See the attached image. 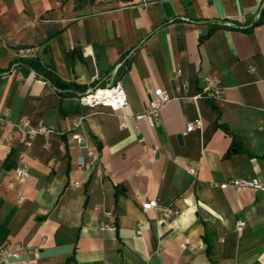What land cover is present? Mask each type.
Masks as SVG:
<instances>
[{
  "label": "crops",
  "instance_id": "crops-1",
  "mask_svg": "<svg viewBox=\"0 0 264 264\" xmlns=\"http://www.w3.org/2000/svg\"><path fill=\"white\" fill-rule=\"evenodd\" d=\"M263 9L264 0H0V247L31 264H264V192L208 185L264 183ZM223 23L231 29L211 30ZM36 56L86 92L120 83L132 117L154 90L175 93L177 70L191 96L216 76L222 99L172 100L156 128L131 117L120 130L108 108L59 101L21 71L16 60ZM197 118L201 128L184 135ZM23 121L52 132L27 144L13 128ZM21 163L26 180L14 174ZM150 200L176 208L179 228L144 212Z\"/></svg>",
  "mask_w": 264,
  "mask_h": 264
},
{
  "label": "built area",
  "instance_id": "built-area-1",
  "mask_svg": "<svg viewBox=\"0 0 264 264\" xmlns=\"http://www.w3.org/2000/svg\"><path fill=\"white\" fill-rule=\"evenodd\" d=\"M35 52L38 49H34ZM176 79L178 83L175 86V93H170L167 90L156 89L150 95L145 112L135 116H130L126 112L127 98L125 90L120 83L115 84L112 87H97L93 90L87 91L81 96H79L78 101L81 105L90 108L94 107H104L108 108L111 113L115 114L119 119V129H127V121L132 117L135 121L145 120L149 127L156 128L158 125L159 115L162 109L172 100H178L183 103L195 104L198 100L204 99L209 101H217L222 99V91L220 87V81L216 76H206L203 78L204 88L194 95H189L190 83L182 79L181 70L176 71ZM84 117H78L74 123L73 128H80L83 125ZM3 121L0 119V126L3 125ZM201 120L197 118L193 122L187 124L184 135L189 134L195 130L201 128ZM13 128L21 132L27 138V144L30 140L38 134H48L52 130L44 126H39L37 128L32 127L28 121H23L18 124H14ZM72 140L76 141L77 144L84 145V138L79 134H73ZM90 156H97L96 152H89ZM80 166L86 167L83 161L79 162ZM188 174L195 175L196 170L194 168H189L187 170ZM14 174L16 178L20 180H26L30 177L28 166L24 163L19 164L14 169ZM209 187L212 189L226 190L232 189L236 192H241L244 190H253L255 192H264V183L257 179H231L227 182L220 184L210 182ZM75 188L82 186L80 181L73 182ZM23 198H19V202H22ZM144 212L149 210H160L165 221H169L170 226L173 229H178L180 222L178 217L180 212L172 207H160L156 200H150L141 206ZM164 220L162 222H164ZM244 223H238L236 231L241 232L243 230ZM101 230L115 231V226L106 225L101 228ZM184 248V246L182 245ZM0 264H31V262L23 255L19 248L9 249L7 247H0Z\"/></svg>",
  "mask_w": 264,
  "mask_h": 264
},
{
  "label": "trees",
  "instance_id": "trees-1",
  "mask_svg": "<svg viewBox=\"0 0 264 264\" xmlns=\"http://www.w3.org/2000/svg\"><path fill=\"white\" fill-rule=\"evenodd\" d=\"M264 12V9L262 11V13ZM220 28H229L230 27L227 26L226 23H223L221 25H216L214 27L211 28V30H215V29H220ZM46 49L44 48L42 50V52H45ZM47 52V51H46ZM79 54L78 50H73L70 53H65V57L67 58V60H71V58L73 57V55ZM96 57V61L99 62L100 64V60H101V56L96 53L95 55ZM17 65L19 66V68L21 69V71H23L24 73H29V72H33L36 73L37 75L41 76V78L48 82L57 92V95L59 97V101H62L66 98H79V96H81L82 94H84L86 92V87L84 86H80L77 85L75 83H71V82H65L63 80H61L56 72L54 67L50 64L48 65H43L42 61H41V56H36L33 58H28V59H18L16 60ZM123 74L122 69L120 68L117 71V74L115 76V78H120ZM116 83L114 82V85ZM113 85V86H114ZM225 133L228 134L231 138H232V144H231V153L235 152L234 148L236 147V142L234 140V135L227 129L225 128ZM99 148V147H98Z\"/></svg>",
  "mask_w": 264,
  "mask_h": 264
},
{
  "label": "water",
  "instance_id": "water-1",
  "mask_svg": "<svg viewBox=\"0 0 264 264\" xmlns=\"http://www.w3.org/2000/svg\"><path fill=\"white\" fill-rule=\"evenodd\" d=\"M207 34V32H204L203 35L205 36ZM45 56H43V60H45L44 58ZM42 59V58H41ZM46 65H48V63L45 62ZM179 142H181V136L178 137Z\"/></svg>",
  "mask_w": 264,
  "mask_h": 264
}]
</instances>
